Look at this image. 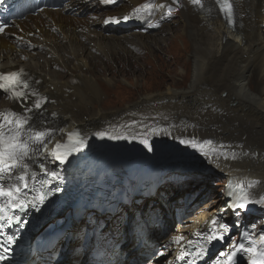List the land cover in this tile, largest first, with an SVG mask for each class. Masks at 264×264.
<instances>
[{"label": "bare ground", "instance_id": "1", "mask_svg": "<svg viewBox=\"0 0 264 264\" xmlns=\"http://www.w3.org/2000/svg\"><path fill=\"white\" fill-rule=\"evenodd\" d=\"M208 1L202 0L203 5ZM231 1L236 13L234 28L229 27L217 11L205 13L190 0H122L113 9H107L100 0H68L60 9L48 8L38 14H29L15 21L12 28L0 35V73L25 68L30 78L28 92L34 90L37 95H29L27 100L14 105L8 95L0 91V109L19 112L36 97L44 98L38 111L40 123L44 126L37 123L38 118L33 119L36 115H31L33 131L48 132L61 126L79 130L85 141V145L80 147L81 157L98 161L97 167L104 170L98 172L97 178L102 180L108 176L116 193L123 190L132 162L163 165L166 170L176 165L191 167L194 164L200 170L223 173L235 191L253 189L257 194L256 200H259L264 196V0ZM145 4L152 5L150 14L143 10ZM169 7L178 8L182 18L180 26L196 42L194 46L185 39V34L173 31L172 25L177 21L170 26L165 24L168 31L161 37L145 36L147 33L143 30L148 27L156 29L155 24L161 22ZM137 8L142 10L137 13L134 11ZM125 15L133 20L131 25L134 23V27H141V31L105 36V29H118L122 25L121 22L105 23V20L112 17L120 20ZM206 31L209 33H204ZM180 40H183V45L178 43ZM169 41L173 60L179 64L184 62L181 80L164 82V89L148 92L145 84L152 74L156 75L162 69L153 51L162 49L161 46ZM142 50L149 52L151 58H136L135 53ZM187 54L188 59H184ZM124 56L137 62L143 59L140 69L146 80L141 85L136 80L134 88L145 93L134 102L116 106L119 100L108 97L96 66L100 65L99 68L105 72L103 75L107 74L108 68L116 69L115 77L106 76L104 80L111 93L118 87L126 92L125 98H128L134 89L116 82L118 74L126 73L130 68V64L124 63ZM116 60L124 66L123 69L118 67L120 64ZM186 66L191 68V76L189 85L183 86L187 79ZM151 120L160 121L161 127L172 126L187 137L182 140L195 141L199 151L190 152L192 148L189 145L192 144L181 143L187 153H161L163 148L160 144L181 141L171 138V135H166L170 139L161 141L158 133L151 137V130H147ZM128 122L136 129L121 128ZM100 132L105 133L104 138L97 135ZM109 135L126 138L109 139ZM148 138L152 141H147ZM109 140L114 141L108 143ZM141 140H146L152 151ZM207 140L213 143L201 148L200 144ZM104 141L100 145L99 142ZM126 143H130L129 148H124ZM213 148L216 151H212ZM121 151L126 155L124 158ZM165 173L168 174L162 173V180H165ZM190 188L192 196L177 205L184 210L179 216L181 221L169 218L168 208L162 207H157L155 220L143 223L140 217L132 216L115 227L117 215H105L104 219L100 213L91 220H79L64 243L66 252L61 254L63 260L59 259L58 263L171 264L178 248L193 230L210 223L225 204V193L223 197L217 195L210 201V208L195 214L193 205L207 195L209 187L203 183ZM229 191L228 186L227 194ZM134 202L130 208L139 207ZM256 204L258 208L254 211L261 221L252 224V214L242 216V220L251 223L254 240L264 248L261 242L264 236V203ZM183 216L193 217L185 220ZM93 219L106 221L104 234L112 239L109 251L101 256L99 263L88 259L89 244L79 247V231L84 225L92 226ZM132 226L134 230L130 233ZM109 229L112 232H107ZM159 229L165 231L160 241ZM179 236L184 240L176 244L174 238ZM120 243L122 248H119Z\"/></svg>", "mask_w": 264, "mask_h": 264}, {"label": "snow or ice", "instance_id": "2", "mask_svg": "<svg viewBox=\"0 0 264 264\" xmlns=\"http://www.w3.org/2000/svg\"><path fill=\"white\" fill-rule=\"evenodd\" d=\"M103 4H114L117 0H100ZM194 6L203 7L202 0H190ZM3 3V0H0ZM217 5L225 17L231 23V17L233 15V5L230 0H216ZM162 7V5H161ZM143 10H147L149 14L152 11L151 4H145L142 6ZM142 9H134L135 12H140ZM124 21L129 19V16L125 15L122 18ZM119 23L120 20L112 17L105 20V23L109 22ZM152 25H150L151 27ZM8 27L7 23L0 22V33H3ZM30 88L26 77L23 74V70L19 71H7L0 73V91L5 94H9L15 102H22L27 100L29 95L36 96L37 93L33 90L29 93L27 90ZM44 98L36 100L32 108L23 107L22 111H8L5 110L0 112V181H6L15 179L14 183H4L0 182V220H6L9 224L12 222V217L6 214V209H26L29 206L35 208L37 205L32 201H27L22 197L25 195V190L29 188V179L34 180L36 173L34 171L30 172L29 162L32 160V153L36 150H46L48 141L51 138V134L44 131H33L32 124L30 123L31 117L27 116L26 113H31L33 109H40ZM98 136L104 138L105 133H97ZM79 137V133H69L68 134V144H61L57 142L55 144V150L51 152L54 159L64 162L67 158L76 151L80 150L81 146L85 145L83 138L73 139V137ZM109 139H120L126 138L122 136H108ZM141 143L149 150L152 151V147L147 143L146 140H141ZM181 143H191L193 147H196L195 141H184ZM213 142L211 140L203 141L200 147L203 148L204 145H211ZM36 145V148H33ZM223 147V146H221ZM61 149H64L61 151ZM216 151L215 148L211 149ZM40 169L44 171L45 175L49 176L51 179H58V173L48 171L43 164H41ZM229 195L234 196L232 204L230 207L233 210H245L250 203H264V196H261L259 200L253 201L248 192L244 188H240L237 194L232 186L229 185ZM38 199L40 203L44 202L45 195L40 194L39 197H34ZM19 220V217H17ZM211 224L217 227L209 230V234L204 237V243L201 244L194 256L200 257L207 251V245L212 244L215 241H222L225 238L224 230L226 225L220 224L216 219L211 220ZM254 227V226H253ZM184 240L183 236L175 237L174 242L176 244H181ZM7 242L9 244L15 243V237L8 236ZM261 242L264 243V236L261 237ZM191 244V241H188ZM232 250L228 253L221 252V256H226L227 262H232L235 264L234 257L237 256L239 252H243L249 256V264H264V248H260L257 251V245L255 242L251 243V246H245L243 243L233 244ZM0 248L3 249V253H0V261L5 259L4 253L9 251L8 247L4 244H0ZM192 255L185 248L179 259H184L185 257ZM188 264H196V260L192 259L188 261ZM218 264H226V262H218Z\"/></svg>", "mask_w": 264, "mask_h": 264}, {"label": "rangeland", "instance_id": "3", "mask_svg": "<svg viewBox=\"0 0 264 264\" xmlns=\"http://www.w3.org/2000/svg\"><path fill=\"white\" fill-rule=\"evenodd\" d=\"M120 4H117V5L112 6V7H107V9L115 8V7L119 6ZM122 18L120 20H122ZM164 18H166V19H164ZM181 19L182 18H181V15L179 13L178 8L169 7V10H167L166 14L161 17V19H160L161 22L155 24V27L157 26L156 29L150 30V28L148 27V28L144 29L143 32L147 33V35H145V36L161 37L162 35H164V33L167 34V31H168V27H164V25L168 24L170 26L174 21L175 22L177 21L175 24L172 25L173 31L179 32V34H185V36H186L185 39L190 42V45L194 46L196 42L192 40L193 38L189 34L184 33L182 30L183 26L182 27L180 26L181 25ZM129 20H130V18L125 22H128ZM130 23H131V20L128 23L121 25V28H118V29L107 28L104 30V34H106L105 36H109V35L122 36L126 33L131 32V31H137V32L141 31V27H134V23L132 25ZM177 26H180V27L178 30H175V28ZM204 33H209V32L206 31ZM262 33L264 36V32H262ZM178 43L180 45H183L184 42H183V40H180ZM170 45H171V43L169 41L166 44H163L161 46L162 49L157 48L156 51H153L155 56H157V58H158L157 63L161 64L162 69H160L156 75L152 74L150 76V79L148 80V83L145 84L149 88L148 92L157 91L160 88L164 89L165 88L163 85L164 82L168 84V83H172V81H180L181 80V72H182L184 62H181L179 64L173 60L174 54L170 49ZM166 50H167V52H166ZM174 52L176 53V51H174ZM146 56L151 58V55L149 54V52H147L145 50H142V51L135 53L136 58H144ZM123 58L126 59L124 63L130 64V68H129V70H126V73L118 74V76L116 78V80H117L116 82L122 83L127 88L130 87L131 89H134V90H132V91H134L133 94L130 95L128 98H125L126 92L124 90H121L118 87L114 88L112 93H111L110 90L108 89L107 83L104 80V77H106V76L115 77L116 76L115 75L116 69L110 70V68H108L109 71L106 72L108 75L107 74L103 75L105 72L99 68L100 65L96 66V67H98L97 72L102 76L99 78V80L102 83L104 89L106 90V94L108 95V97L109 98L115 97L114 99L119 100V102H117L116 106H119L120 104L125 106L126 103L134 102L141 96V94L145 93L144 91H140L139 88H134L136 80L140 81L139 82L140 85L143 84L144 81L146 80L144 78V75H145L144 72L140 69V68H142V67H140V63L144 62L143 59H138V62H137L136 59H133L132 57H129V56H124ZM186 58L188 59V54L186 55V57L184 59H186ZM116 63L120 64L118 66V67H120V69L124 68V66L121 63H119L118 60H116ZM186 71H187V74H186L187 79L185 80L183 86L189 85V79L191 76V68L189 66H186ZM118 92L123 93V95L121 96V93H120V95H117ZM117 97H119V98L117 99ZM123 98H125V99H123ZM148 124H150V125L147 127V130L148 131L151 130L149 135H151V137H155L156 134L158 133L159 136H157V137H159L158 139H160L161 141L166 140V139H170V138L166 137V135H171V138H178V139H180V141L182 140V138H185V139L187 138V137H183V134L176 131L172 126H168V125L164 126L163 125L164 127H161L162 123L160 121L158 122L157 120H155V121L151 120L148 122ZM142 126H143V124H140V127H142ZM129 127L131 129H136L135 128L136 126H132L129 122L126 125L122 126L121 128L122 129H128ZM147 130L145 131L146 137H147V133H148ZM110 141H114V140H109L107 142L109 143ZM147 141H152V140H150L148 138ZM187 141H192V140L187 139ZM99 143H100V145H102L105 143V141L99 142ZM129 145H130V143H126L124 145V148H129ZM159 146L161 148H163V150H161V153L164 152L167 154L168 153L180 154L183 152H186V153L188 152L185 150V148L182 147V144H181V142H179V140H175L174 143H170V144L169 143H164L163 145L160 144ZM189 147L192 148V150H190V152L191 151L197 152V150L199 151L197 146H196L197 148L193 147L192 145H189ZM192 162L195 163L194 161H192ZM177 167H180V169H175ZM170 173L173 174L174 178H168L169 181L167 182V184L164 187L160 188L159 193L155 198H153L152 200L146 201V203L144 201L139 207H136L137 210H133V211L132 210H126L124 213L118 215L117 216V222L114 223V226L117 227L119 223L126 222L132 216L135 218L140 217L141 218L140 222L142 221V223H143V221L144 222L148 221V218L155 220L157 217V215H156L157 207H162L165 209L168 208V210H167L168 217L181 221V219H179V216L182 214V212L184 213V210L182 207L179 208L177 205H181L182 203H185L186 200L192 196L193 190L190 188L191 186L194 188L196 185L207 183V185L209 187V190L207 191V195L202 196L201 199L196 204L193 205V208L195 210V214L201 213V211H205L208 208H210L211 207L210 201L212 199H214L215 196L224 194L225 193L224 191H226V190H224V187L227 188V186H228L227 177L223 173L214 172V171L199 170V168H196L194 164H192L191 167H187L185 165L174 166L170 170ZM184 175L186 176V178H184ZM194 177L197 179H195ZM201 192H204V190H202ZM168 193L170 194V196H168ZM222 197H223V195H222ZM176 208L179 209L178 214L175 213ZM193 216H189V217L183 216L182 219H185V220L190 219ZM260 219H261V217H258V215L256 214L255 216L252 217L251 223L252 224L255 222L259 223V221H261ZM159 232H161L160 229H159ZM162 236H164V233H162V235L159 236L160 237L159 241L162 240V238H163ZM154 254H156V256L159 255L158 253H154Z\"/></svg>", "mask_w": 264, "mask_h": 264}, {"label": "water", "instance_id": "4", "mask_svg": "<svg viewBox=\"0 0 264 264\" xmlns=\"http://www.w3.org/2000/svg\"><path fill=\"white\" fill-rule=\"evenodd\" d=\"M120 150H122V149H120ZM122 153H123V152H122ZM126 154H127V152H126ZM125 156H126V155L123 153V154H122V157L124 158Z\"/></svg>", "mask_w": 264, "mask_h": 264}]
</instances>
